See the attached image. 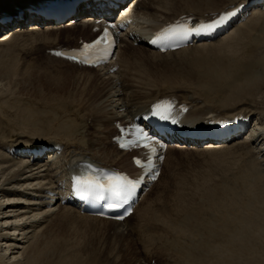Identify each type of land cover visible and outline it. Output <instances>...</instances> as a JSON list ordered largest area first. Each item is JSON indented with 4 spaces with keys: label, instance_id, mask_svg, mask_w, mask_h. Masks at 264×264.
<instances>
[{
    "label": "bare ground",
    "instance_id": "obj_1",
    "mask_svg": "<svg viewBox=\"0 0 264 264\" xmlns=\"http://www.w3.org/2000/svg\"><path fill=\"white\" fill-rule=\"evenodd\" d=\"M51 1L0 0V13L10 10L14 14L21 7ZM245 1L135 0L136 10L128 16L140 19L138 24L133 19L132 29L137 24V32L146 33L181 14L202 17ZM86 5L90 7L87 13L102 11L97 4ZM83 6L74 5L75 11L71 8L81 20L76 24L69 23L77 20L73 17L59 25L33 20L29 28L32 20L26 12L17 21L0 23V31L11 28L5 33L8 35L0 36V42L8 39L0 43L4 50L0 54L3 58L29 56L43 47L50 50L54 44L90 39L91 27L82 24L95 17H81L84 13L78 10ZM125 48L119 54L115 74L55 63L49 64L47 74L28 68L19 77L28 86L40 83L34 96L52 103H39L35 109L11 104L14 131L28 134L23 142L16 141V134L5 140L4 124L10 121L0 119V264H151L153 259L157 264H264V126L258 127L264 124V11L223 41L209 45L170 55H159L144 46L125 54L130 50ZM4 65L0 81H10L0 85L6 92L18 70L14 65ZM157 67L164 70L159 78L153 70ZM19 87L18 92L12 90L31 95L25 92L26 86ZM170 95L190 106L187 120L202 122L209 114L230 119L237 113L257 115L258 132L251 137L253 142L199 150L202 161H191L197 169L191 170L181 188L180 183L170 193L161 190L155 202H147L149 194L124 224L80 216L71 208L45 207L40 198L44 191L57 189L67 169L79 161L130 171L128 154L109 149L112 125L132 119L147 111L153 101ZM90 118L93 124L88 123ZM48 144L62 147V155L53 163L42 164L12 153L14 149H41ZM172 153L168 149L164 167L177 163ZM219 174L224 177L218 179ZM160 184L161 179L157 186ZM133 219H138L139 226L129 227ZM148 234H153L152 239ZM131 237L135 245L143 246L139 257ZM20 249L17 257L16 250Z\"/></svg>",
    "mask_w": 264,
    "mask_h": 264
},
{
    "label": "rangeland",
    "instance_id": "obj_2",
    "mask_svg": "<svg viewBox=\"0 0 264 264\" xmlns=\"http://www.w3.org/2000/svg\"><path fill=\"white\" fill-rule=\"evenodd\" d=\"M9 29H11V28H9ZM9 29H7V30H9ZM6 31H4V30H2V32L0 31V35H2V33L6 32ZM0 53L3 54L4 53V50H1L0 49ZM10 57L12 59H10ZM4 58H3V55L0 56V68H3V65L4 64L6 65V66L4 65L5 67L14 65V67H17V70L18 71H17V75H13V79H15V80H12V83L13 82L14 83L11 84L12 86L9 85V87H8L9 89L6 92H4L3 85H0V109H1V111H0V119L6 120V118H9L8 120L10 121V122L6 121L7 124L6 123L4 124L6 126V129H7V134H6L7 139L5 138V140H9L12 134H16L15 135V136H17L16 141L19 140V141H22L23 142V141L26 140V136L28 134H26V132H22V131H14V127L12 126L13 120H12V115L11 114H12V111L13 110L11 111V107H10L11 104L14 103V102H17L18 104H20V106H23V107L26 106V107H28L30 105V106H33L34 109H35L36 108L35 106L38 107V105H40L39 103H42V104L44 103V105H45L47 102H41V98L34 96V94L36 92H38L39 91L38 89L41 87V84L40 83H37L36 82V83L31 84V85L29 84V86H28V83L25 84L24 83L25 81L24 80H20L19 77L21 76V74H24L25 72H27V69L28 68H29L28 70H30V71L36 70L37 73L39 72L42 75L47 74L49 72V66H50L49 64H55L56 62H52L50 60H47L46 59V56L44 54V50L43 49H39L35 53H30L29 56H27V54H25V55H20V56H15V57L14 56H8V58H7V56H5ZM18 62H19V64H18ZM6 63H8V64H6ZM15 63H17V64H15ZM21 65H22V68H21ZM56 66H59V65H56ZM23 67H24V69H23ZM153 70H154V73L156 74V76L158 78H159V75H163L164 70L161 67H157V68H155ZM82 73H86V72H82ZM15 77H17L18 79L15 78ZM9 81H10V78L9 79H4L2 82L0 81V84H8ZM20 81H22V82H20ZM3 82H5V83H3ZM19 86H24V87L26 86L25 88L27 90L25 92H28L31 95H28V94H24V95L17 94V92L20 89ZM29 87H31L30 88L31 90L29 89ZM6 88L7 87H5V89ZM13 88H16L17 89L16 90L17 92L16 91H13L12 90ZM35 89H36V91H35ZM11 93H13V94L10 95ZM15 97H16V99H14ZM10 99H13V100H10ZM7 101L10 102V104H7L8 103ZM4 102L6 103L5 105L3 104ZM50 103H52V102H48L47 104H50ZM3 105H4V107H3ZM256 117L259 118V116H256ZM91 119L92 118L89 119V122L91 124H93L91 122L92 121ZM263 126H264V124L263 125H259L258 127L259 128H263ZM8 127H10V132H9V128ZM11 129H12V131H11ZM19 134H21V135H19ZM191 154L195 155V156H193L194 158L190 156ZM191 154L182 155L181 158H179L177 160V163L176 164H178V165L174 164V165H172V166H170L168 168L167 172L165 173L163 183L160 186L155 187V189L153 190V192L150 195V199H149L148 202H150V201L151 202H155L153 199L157 198L158 195L161 194L160 193L161 190H167L170 193L171 191L174 190V187H177L180 183L181 184H180L179 188L182 187L184 179L186 178L185 180H187L188 176L191 174V170L197 169V166H195V164H193V163L191 164V161L192 162L202 161V159H200L201 158L200 155L202 153H191ZM175 156H179V155L176 154ZM207 156L210 157L211 155L207 154ZM182 161L184 162L183 165L181 164ZM189 162H190V164H187ZM232 169H233V167H232ZM227 175H229V174H226L225 176H227ZM223 177L224 176L220 177V174H219L217 178L218 179H221ZM166 195H169V194H166ZM3 200L4 199H1V201H3ZM16 209H18V207ZM129 224H131V225H129V227H137V226H139L140 222L138 221V219H133V220L130 221ZM37 230H40V228L37 229ZM148 236H149L150 239H152L153 234L152 235L148 234ZM131 239L133 240V242L132 241H130V242H132L133 247H134V250H135L137 256L139 257V254L143 253V246H142V244H140V245H137L136 244L135 245V238L134 237H131ZM211 242H212V240H211ZM17 246L19 247V245H17ZM21 248H23V247H21ZM16 251L18 252L16 254L17 257H20L21 249L20 250H16ZM43 256L44 255H41V257H43ZM171 256L172 257H175V254L173 253Z\"/></svg>",
    "mask_w": 264,
    "mask_h": 264
},
{
    "label": "snow or ice",
    "instance_id": "obj_3",
    "mask_svg": "<svg viewBox=\"0 0 264 264\" xmlns=\"http://www.w3.org/2000/svg\"><path fill=\"white\" fill-rule=\"evenodd\" d=\"M224 18L221 17V20ZM219 23V21L214 22ZM213 25H204L201 24L198 28L190 26L185 23L178 22L177 24L165 28L161 33L157 34V39H163L164 42L171 43L183 39H187L188 36L195 31L197 34L201 30L210 29ZM108 39V33L105 31L104 36L97 40L96 44H101L105 40ZM154 43L156 41H153ZM93 45H85V48H91ZM107 49H105V55H108ZM56 55H62V53H56ZM83 55V54H82ZM75 58V57H73ZM87 62V56H85L84 61ZM161 105H156L154 114L158 113V110L161 108ZM165 107L166 112H170L171 105L168 104ZM161 119H169V115L164 113H159ZM140 135L144 139H150L147 137L146 134L141 130ZM123 147V144H121ZM136 163L139 165L141 162L140 160H136ZM86 168L88 171L84 175L76 176L73 178V183L75 185V190L77 192H90L96 189L106 191L111 194V196L115 199H120L121 197H126L127 194L131 193V190L135 187V184L129 180L126 176L118 174V173H104L103 177H99L96 175L98 172L97 169L93 168L91 165H87ZM109 207H116L114 204H110Z\"/></svg>",
    "mask_w": 264,
    "mask_h": 264
},
{
    "label": "water",
    "instance_id": "obj_4",
    "mask_svg": "<svg viewBox=\"0 0 264 264\" xmlns=\"http://www.w3.org/2000/svg\"><path fill=\"white\" fill-rule=\"evenodd\" d=\"M45 1H47V0H42V3H44ZM29 3H31V2H29ZM38 3H41V1L38 2ZM10 14H12V13H10V10L3 11V12L0 13V19H3V18H5L6 16H8Z\"/></svg>",
    "mask_w": 264,
    "mask_h": 264
}]
</instances>
